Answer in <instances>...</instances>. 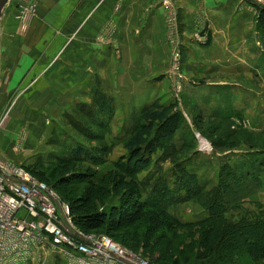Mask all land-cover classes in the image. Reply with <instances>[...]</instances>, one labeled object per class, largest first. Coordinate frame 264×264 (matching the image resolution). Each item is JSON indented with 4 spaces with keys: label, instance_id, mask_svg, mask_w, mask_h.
Segmentation results:
<instances>
[{
    "label": "crops",
    "instance_id": "obj_1",
    "mask_svg": "<svg viewBox=\"0 0 264 264\" xmlns=\"http://www.w3.org/2000/svg\"><path fill=\"white\" fill-rule=\"evenodd\" d=\"M30 3L36 4L35 15L21 26L18 9ZM176 5L185 74L204 80L207 95L228 85L225 79L256 71L257 59L248 57L250 50L258 54L254 8L241 0H176ZM167 68L159 0H12L0 22V112L15 97L19 108L10 119L25 118L29 128L37 127L39 113L47 117L66 103L61 95L74 98L64 112L88 102L93 78L117 105L123 99L126 111L162 104L168 101ZM192 95L194 102L199 99L197 92ZM27 112L30 117L23 115Z\"/></svg>",
    "mask_w": 264,
    "mask_h": 264
},
{
    "label": "rangeland",
    "instance_id": "obj_2",
    "mask_svg": "<svg viewBox=\"0 0 264 264\" xmlns=\"http://www.w3.org/2000/svg\"><path fill=\"white\" fill-rule=\"evenodd\" d=\"M241 1L255 9L256 19L257 8L264 9V5L257 4L252 0ZM262 1L264 2V0ZM14 9L17 8L14 6ZM18 12L16 19L19 24L27 26L35 15L36 4L30 3L22 12L20 9ZM177 13L178 36H180L181 41L179 69L181 78L175 81L172 78L169 37L164 18L165 38L168 47V68L165 74L167 81L165 82L169 83V87L167 86L164 97L168 101L163 102L162 105L173 106L183 116L185 130L175 138L174 148L179 150L182 147L186 135L188 143L193 139V149L195 148L196 154L185 153L177 156L174 160L172 159V161L169 159L161 160L163 153L154 155L150 167L137 176L141 187L142 201L153 200L164 195L165 210L170 216H174L179 223L200 222L208 216V213L199 204L184 201V193L176 187V173L184 170L187 174H192L196 177L199 185L209 191L218 185L222 166L228 164L231 166L246 165L247 167L243 171L245 174L252 166L255 167V165L251 166L252 163H255L260 172L258 175L261 184L259 190L237 205L228 207L225 218L227 222L232 223L241 218L249 220L264 218V37L255 25L258 54H254L250 50L248 57L254 55L253 60L257 59L256 71L249 73V76L246 77L241 76L235 79L233 76L230 79H225L228 85L217 88L216 93L210 90L209 95H207L208 90L203 88L204 80H190L185 74L178 8ZM92 83V94H90L88 102L74 104L68 112H64L61 110L65 106L70 108L74 98L61 95L58 99L60 101L64 99L66 103L57 104L54 114L48 115L49 117H45L46 112L39 113L40 122L35 125L37 126L35 128H29L31 122L25 118L22 121L10 119L18 110L19 103L14 102L15 97L9 98L10 100L6 102L3 111L0 112V122L2 121L0 124V157L23 166H40L42 169H46L54 167L58 161L68 157L64 154L65 151L68 153L72 149L81 148L89 154L97 156L101 153L102 147H106L108 153L103 156L101 164L89 169L92 173L97 174V178L104 177L109 171L114 170V164L126 156L124 141L133 131L134 119L138 112L137 110L126 111L122 103L123 99L120 101L116 99L119 101L117 105L115 98L101 88L98 79L93 78ZM232 84L240 86L235 87ZM215 87L218 86L213 88ZM194 88L198 89L193 90ZM235 88L243 90V92L245 89L249 91L245 95L236 97L231 95L237 90ZM21 90L24 92L26 88L25 90L21 88ZM98 91L112 102L113 116L105 130H100L91 125V122L87 120V115L81 109H89L92 104H95V93ZM196 92L199 99L196 98L194 102L191 96ZM158 101L160 102V100ZM79 107L81 108L79 109ZM119 107L120 111H118ZM23 115L30 117L28 112L23 113ZM197 116L201 117V127L207 134H204V131L202 133L198 131L196 125L199 123V119ZM76 123H80L82 127L86 128L93 138L87 139L82 132L75 129L74 124ZM199 139H202L204 143L202 144ZM215 141L219 147L213 145ZM83 167H88V164L83 163ZM83 188L84 186H76L74 190L78 191L77 195H79ZM118 202L119 198L113 197L105 204L104 209L100 208V211H107L116 206ZM189 234L192 236L195 234V236H188ZM201 234L203 231L180 230L176 232L173 238L168 235L169 238L160 243L157 251L145 253L144 249L139 248L136 254L153 264L157 261L167 264H199L194 260L200 253L198 249H200L199 243L202 244ZM43 264L66 263L62 256L48 251L44 255Z\"/></svg>",
    "mask_w": 264,
    "mask_h": 264
},
{
    "label": "trees",
    "instance_id": "obj_3",
    "mask_svg": "<svg viewBox=\"0 0 264 264\" xmlns=\"http://www.w3.org/2000/svg\"><path fill=\"white\" fill-rule=\"evenodd\" d=\"M256 26L264 37L263 8H257ZM94 101L95 104L89 109L81 108L82 106L79 109H83L82 112L87 115L91 125L105 130L112 120V102L99 91L95 93ZM197 119V129L202 133L201 117L197 116ZM134 121L131 135L124 141L126 156L120 158L114 164V170L104 177L97 178V174L92 173L89 168L101 164L103 156L108 153L106 147H102L97 156L81 148L72 149L68 153L65 151L64 154L68 157L51 168L17 165L56 192L68 206L73 225L85 235H104L133 253H137L139 248L147 253L157 251L160 243L169 238L168 235L173 238L180 230L203 231L202 244L199 243L198 249L200 253L194 262L264 263V218H241L235 223L227 222L225 218L228 207L237 205L259 190L261 184L258 166L252 163L251 166L255 167L252 166L245 174L243 171L246 165L222 166L218 185L209 191L200 186L192 174L189 175L184 170L176 173V187L184 193V201L195 202L208 213L200 222L181 224L165 210L164 195L142 201L137 176L150 167L152 158L158 153H163V161H172L185 153L196 154L193 139L188 143L186 135L179 150L173 146L175 138L185 130L183 116L173 106L155 101L142 107ZM74 126L87 139L93 138L80 123ZM204 134L207 133L204 131ZM213 145L219 147L216 141ZM83 163L88 164V167H83ZM76 186H84L79 195L74 190ZM113 197L119 198L118 204L107 211H100ZM194 236L195 234L192 237ZM154 264L167 263L157 261Z\"/></svg>",
    "mask_w": 264,
    "mask_h": 264
},
{
    "label": "built area",
    "instance_id": "obj_4",
    "mask_svg": "<svg viewBox=\"0 0 264 264\" xmlns=\"http://www.w3.org/2000/svg\"><path fill=\"white\" fill-rule=\"evenodd\" d=\"M252 1L264 5L262 0ZM160 5L175 81L181 78L178 13L175 0H160ZM48 251L62 256L66 264H153L107 236L83 234L56 192L0 157V264H43Z\"/></svg>",
    "mask_w": 264,
    "mask_h": 264
},
{
    "label": "water",
    "instance_id": "obj_5",
    "mask_svg": "<svg viewBox=\"0 0 264 264\" xmlns=\"http://www.w3.org/2000/svg\"><path fill=\"white\" fill-rule=\"evenodd\" d=\"M11 1L12 0H0V19L2 18L4 11L6 10ZM199 140L202 144L204 143L202 139Z\"/></svg>",
    "mask_w": 264,
    "mask_h": 264
}]
</instances>
